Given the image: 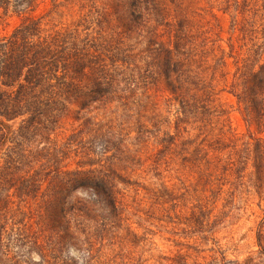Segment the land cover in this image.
<instances>
[{
  "label": "trees",
  "instance_id": "1",
  "mask_svg": "<svg viewBox=\"0 0 264 264\" xmlns=\"http://www.w3.org/2000/svg\"><path fill=\"white\" fill-rule=\"evenodd\" d=\"M14 3L11 33L0 13V264L225 261L215 229L247 170L264 187V0Z\"/></svg>",
  "mask_w": 264,
  "mask_h": 264
},
{
  "label": "rangeland",
  "instance_id": "2",
  "mask_svg": "<svg viewBox=\"0 0 264 264\" xmlns=\"http://www.w3.org/2000/svg\"><path fill=\"white\" fill-rule=\"evenodd\" d=\"M8 1L11 2L9 7L0 8V13L8 19L4 33H11L20 23L15 0ZM47 9V4L40 6L34 16L39 17ZM224 27L228 28V21ZM221 102L230 111L232 131L238 136L244 135L247 129L236 110V101L224 94ZM247 171L242 195L236 201L237 209L215 229V241L225 257V261L220 260L219 264H264V187L259 186L260 179L254 174V169ZM164 243L160 241L157 245L161 251L166 252L167 245Z\"/></svg>",
  "mask_w": 264,
  "mask_h": 264
}]
</instances>
